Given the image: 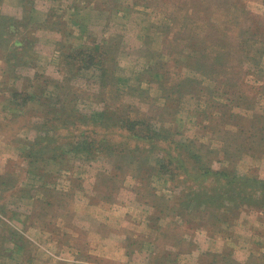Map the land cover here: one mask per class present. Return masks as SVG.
Masks as SVG:
<instances>
[{
  "label": "rangeland",
  "instance_id": "rangeland-1",
  "mask_svg": "<svg viewBox=\"0 0 264 264\" xmlns=\"http://www.w3.org/2000/svg\"><path fill=\"white\" fill-rule=\"evenodd\" d=\"M0 264H264V0H0Z\"/></svg>",
  "mask_w": 264,
  "mask_h": 264
}]
</instances>
